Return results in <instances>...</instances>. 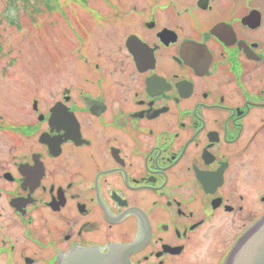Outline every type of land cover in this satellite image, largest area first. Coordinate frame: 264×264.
<instances>
[{
	"label": "flooded vegetation",
	"instance_id": "obj_1",
	"mask_svg": "<svg viewBox=\"0 0 264 264\" xmlns=\"http://www.w3.org/2000/svg\"><path fill=\"white\" fill-rule=\"evenodd\" d=\"M74 2L0 114V264H224L264 217V0Z\"/></svg>",
	"mask_w": 264,
	"mask_h": 264
},
{
	"label": "rangeland",
	"instance_id": "obj_2",
	"mask_svg": "<svg viewBox=\"0 0 264 264\" xmlns=\"http://www.w3.org/2000/svg\"><path fill=\"white\" fill-rule=\"evenodd\" d=\"M27 1L0 0V114L6 119L14 112L13 97L28 89L29 81L37 84L43 79V64L53 62L46 49V33L50 32L57 43L58 30L51 31L47 21L61 22L62 9L68 15L71 10H80L74 0H55L53 4L47 0ZM46 5L54 10L48 12ZM60 25L56 26L69 31L63 22Z\"/></svg>",
	"mask_w": 264,
	"mask_h": 264
},
{
	"label": "water",
	"instance_id": "obj_3",
	"mask_svg": "<svg viewBox=\"0 0 264 264\" xmlns=\"http://www.w3.org/2000/svg\"><path fill=\"white\" fill-rule=\"evenodd\" d=\"M96 264H130L127 255ZM224 264H264V217L237 242Z\"/></svg>",
	"mask_w": 264,
	"mask_h": 264
},
{
	"label": "trees",
	"instance_id": "obj_4",
	"mask_svg": "<svg viewBox=\"0 0 264 264\" xmlns=\"http://www.w3.org/2000/svg\"><path fill=\"white\" fill-rule=\"evenodd\" d=\"M22 1H24V2H28L27 0H22Z\"/></svg>",
	"mask_w": 264,
	"mask_h": 264
}]
</instances>
